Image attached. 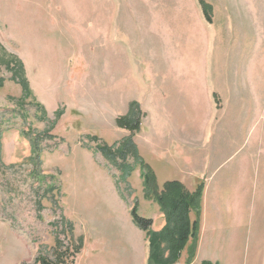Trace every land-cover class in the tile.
Returning a JSON list of instances; mask_svg holds the SVG:
<instances>
[{
  "label": "rangeland",
  "instance_id": "obj_1",
  "mask_svg": "<svg viewBox=\"0 0 264 264\" xmlns=\"http://www.w3.org/2000/svg\"><path fill=\"white\" fill-rule=\"evenodd\" d=\"M202 1L0 0V264H150L168 182L173 264H264V0Z\"/></svg>",
  "mask_w": 264,
  "mask_h": 264
},
{
  "label": "trees",
  "instance_id": "obj_2",
  "mask_svg": "<svg viewBox=\"0 0 264 264\" xmlns=\"http://www.w3.org/2000/svg\"><path fill=\"white\" fill-rule=\"evenodd\" d=\"M199 3L203 9V13L205 12L207 19H209L208 12L210 11V6L203 1L200 2V0ZM22 86L25 87L24 81ZM147 179L144 180L145 187L149 186V182H151L149 177ZM200 193L201 189L197 188L196 192L192 195L185 194L182 192L180 184L175 182L165 183L162 193L158 197V204L166 213V224L161 231L156 233L149 231V220L138 217L135 207L130 210L132 223L141 231L149 234L150 264L175 263L177 255L183 249L188 236L190 235L192 239H196L198 222L197 220H194L192 223L189 222L188 211L190 208H198ZM190 229H192L191 233ZM166 252H169V255L164 256ZM59 256L61 254H58L56 258ZM40 259L41 264H50L45 259ZM61 262V258L57 260V264Z\"/></svg>",
  "mask_w": 264,
  "mask_h": 264
},
{
  "label": "crops",
  "instance_id": "obj_3",
  "mask_svg": "<svg viewBox=\"0 0 264 264\" xmlns=\"http://www.w3.org/2000/svg\"><path fill=\"white\" fill-rule=\"evenodd\" d=\"M114 27H117V25H115ZM113 28V27H112Z\"/></svg>",
  "mask_w": 264,
  "mask_h": 264
}]
</instances>
